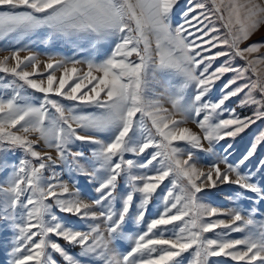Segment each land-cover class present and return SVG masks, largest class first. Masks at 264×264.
<instances>
[{
    "label": "snow or ice",
    "instance_id": "obj_1",
    "mask_svg": "<svg viewBox=\"0 0 264 264\" xmlns=\"http://www.w3.org/2000/svg\"><path fill=\"white\" fill-rule=\"evenodd\" d=\"M180 5L0 0V41L12 46L0 57V221L13 234L9 264H264V181L242 170L264 131L236 163L216 151L264 121V34L252 41L264 29V0ZM31 39L63 42L88 58L49 56L41 71L24 43ZM158 74L168 78L162 92L152 87ZM241 94L240 106H254L248 116L227 107ZM16 152L21 158L10 160ZM258 170L264 175V160ZM81 179L92 189L87 199ZM226 186H235L224 196L231 206H217L215 190Z\"/></svg>",
    "mask_w": 264,
    "mask_h": 264
},
{
    "label": "rangeland",
    "instance_id": "obj_2",
    "mask_svg": "<svg viewBox=\"0 0 264 264\" xmlns=\"http://www.w3.org/2000/svg\"><path fill=\"white\" fill-rule=\"evenodd\" d=\"M186 3H187V0H181L180 7L181 8L185 7ZM180 19H181L180 17H176V18H174L173 22L176 23ZM214 22H215V26L218 28H221V33H223L224 29L221 26V22L218 20H216ZM261 34H264V29H261L260 32H258L256 35H254L252 37V41H258L261 37ZM24 43L28 44L29 48L31 49V52L35 53L39 57V59L41 60V71H43L44 62L47 61L49 56H57V57L70 56V57H74L76 59H81V60H85L88 58V52L77 51L72 46L65 44L63 42H57L55 44H48V43L41 42V40L31 39V40H25ZM19 46L20 45H17V47H19ZM0 47H3L5 49L3 51H0V57H2L4 55L8 54V49H10L12 46L9 45L7 43V41H0ZM216 50H219V49H214L213 51H216ZM28 54H29V52H27V51L21 53L22 56H25ZM97 59H100V57H97ZM223 59L224 58H221V60H217L214 64V67L218 66L220 63H222ZM243 63L244 62L242 60H239V59H237L235 61L236 66H240ZM29 70H31V69H29ZM0 75H3V74H0ZM57 75L59 76L60 73L58 72ZM231 75L232 74L229 73L227 76L224 77V80L218 82L217 88L212 94L213 98H215L221 94L220 88H221L222 84L224 82H226V80L229 79L231 77ZM167 79H168L167 77L158 74V76L156 78V82H154L152 85L154 90L156 92L164 91V89L166 87H168ZM171 83H172V85H178L180 83L179 77L173 78L171 80ZM188 92L190 93L191 89H189ZM33 95H35L37 97H42V94H39V93H33ZM242 96H243V94H241V96L232 98L228 102L227 107L228 108H235L236 113L243 117V116L250 115L254 110V106L253 107H242V106H240L239 101L242 98ZM65 103H71V102L65 101ZM168 106L170 107V105H168ZM188 126L196 129V125L192 124L191 122H189ZM261 131H264V121H258L255 125H253L250 129L246 130L245 133L238 136L235 140H232L231 138H226L225 141H221L220 144L217 146L216 151L221 156L227 155V158L230 162L236 163L239 160V158H241V156L246 153L249 146L254 141V137L256 135H258V133ZM228 143H231L233 145V147H232V149H230L228 151V153H224L223 148ZM82 147L86 153L89 151V146H82ZM40 148H41V150H48V149L44 148L43 143H41ZM53 155H55L54 152H53ZM21 156H22V153L16 152L15 154H9L8 158L10 160H18L19 158H21ZM213 159H215V157ZM261 160H264V145H261L257 148L256 155L251 159V162L248 163L246 167L242 166V170L245 173H251L254 176L255 181L257 183L264 181V175H261L259 170H258V164H259V161H261ZM198 166L206 167L204 158H200L198 160ZM2 178H3V176H2V174H0V179H2ZM80 184L85 189V192L87 193V195H85V199H87L88 195L92 194V189L88 188L87 184L85 183V181L83 179H81ZM165 185H168L170 187L168 181H165ZM234 187L235 186H226L223 190H215V195L213 196V200L215 201L217 206H222V207L231 206V202L226 201L224 199V196L229 194V192L232 189H234ZM253 197H254V194H253ZM246 203H251V201H247ZM242 206H244V205H242ZM159 207H162V205L158 204L156 206V208L150 209L149 214L146 218L147 219L153 218L156 214L157 208H159ZM261 218H262L261 215L257 216V219H261ZM70 223L77 228H85L86 224H87V222L79 221L74 217L70 219ZM209 235H211V234H209ZM242 235H243L242 233L233 234V236L236 238H239ZM12 238H13V234L11 231L8 230L6 222L0 221V264H9V249L11 247L10 242H11ZM119 246H120L121 250H124V249L129 247V243L128 242H119ZM69 250L74 255L78 254L80 251L79 248H70ZM81 259H83V258H81Z\"/></svg>",
    "mask_w": 264,
    "mask_h": 264
}]
</instances>
